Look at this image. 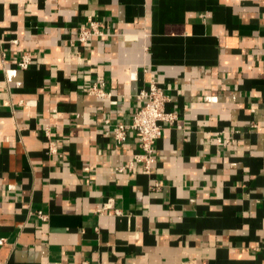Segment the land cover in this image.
<instances>
[{"label":"crops","instance_id":"crops-1","mask_svg":"<svg viewBox=\"0 0 264 264\" xmlns=\"http://www.w3.org/2000/svg\"><path fill=\"white\" fill-rule=\"evenodd\" d=\"M152 80L178 118L146 172L113 125ZM2 238L0 264H264V0H0Z\"/></svg>","mask_w":264,"mask_h":264},{"label":"built area","instance_id":"built-area-1","mask_svg":"<svg viewBox=\"0 0 264 264\" xmlns=\"http://www.w3.org/2000/svg\"><path fill=\"white\" fill-rule=\"evenodd\" d=\"M98 34H102L101 26L90 19L87 23L80 26L78 40L81 44H86L93 36ZM31 61V55L26 53L23 55L19 65L27 68ZM87 90L89 93L97 94L98 96L110 94L104 90L103 82L94 83ZM137 98L141 101V105L133 115L132 121L130 123H115L113 125V135L118 144H123L127 139L128 132L135 133L141 148V153L136 156L135 160L142 164L146 172H149L156 161V142L162 137L166 127L174 125L178 115L175 111L166 108L169 97L165 93L164 88L154 80L139 91ZM106 121L110 122L109 119ZM218 141L223 143L220 137H218ZM132 163L128 166L132 167ZM125 167L121 166L119 169L123 170ZM106 208H113L112 199L107 200L101 210ZM113 209L115 213H120L119 209ZM40 215L46 218V215L41 212ZM0 242L3 243L4 239L2 238Z\"/></svg>","mask_w":264,"mask_h":264}]
</instances>
